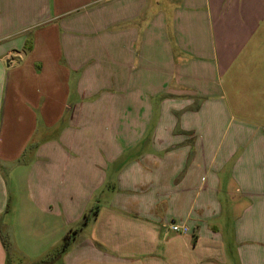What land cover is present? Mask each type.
I'll use <instances>...</instances> for the list:
<instances>
[{"label":"crops","instance_id":"0c3cea01","mask_svg":"<svg viewBox=\"0 0 264 264\" xmlns=\"http://www.w3.org/2000/svg\"><path fill=\"white\" fill-rule=\"evenodd\" d=\"M6 169L62 264H264V0H0Z\"/></svg>","mask_w":264,"mask_h":264},{"label":"rangeland","instance_id":"374dc122","mask_svg":"<svg viewBox=\"0 0 264 264\" xmlns=\"http://www.w3.org/2000/svg\"><path fill=\"white\" fill-rule=\"evenodd\" d=\"M62 127H64L63 124L61 126V129H63ZM27 146L24 148L25 153L29 151ZM25 153L22 154V158L26 157L27 154ZM5 171H2V176L8 182L9 187H11L10 204H8L9 208L6 205L5 210H7V208L9 210L7 211V214L4 215L3 218L0 217V240L2 244H5L7 246V249H9L8 251L10 257L8 264H62L64 252L58 254V251L59 247L62 245L64 234L59 239V243H57L56 245L50 248L43 247L39 251H32V249L28 250L26 248H29V246L31 247V245L33 244L32 241H29L28 244L23 245V241L21 240V238H18L17 231H13L7 225V220L10 221V219H12L14 203L17 199H19L20 190L14 189L18 182L16 179H14L13 174H9L7 172V169ZM99 195L101 196V192ZM100 196H98V198H101ZM88 213L89 212L87 211L86 217L88 216ZM84 220L85 218L83 217L82 219H80V222L71 223L69 225H66L63 222L61 223L62 230H64V232L66 233L70 232V240L66 249H68V247H73L76 241H80L84 237H87L89 240H91L89 233L87 232V228H85L87 222ZM20 250H22L24 253H21ZM42 259H44V261H42Z\"/></svg>","mask_w":264,"mask_h":264},{"label":"trees","instance_id":"16d2710c","mask_svg":"<svg viewBox=\"0 0 264 264\" xmlns=\"http://www.w3.org/2000/svg\"><path fill=\"white\" fill-rule=\"evenodd\" d=\"M27 147H28V149L31 148V143ZM69 240H70V232H67L63 237V242H62V245L59 247L58 254H61L65 251V249L67 248ZM4 246L6 247V250H9V249H7V246L5 244H4ZM42 261H44V259H42Z\"/></svg>","mask_w":264,"mask_h":264},{"label":"built area","instance_id":"2783aa9c","mask_svg":"<svg viewBox=\"0 0 264 264\" xmlns=\"http://www.w3.org/2000/svg\"><path fill=\"white\" fill-rule=\"evenodd\" d=\"M172 228H173L174 230H178V229L180 228V226H179V225H173ZM184 228H185V227H184Z\"/></svg>","mask_w":264,"mask_h":264}]
</instances>
